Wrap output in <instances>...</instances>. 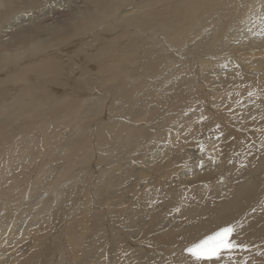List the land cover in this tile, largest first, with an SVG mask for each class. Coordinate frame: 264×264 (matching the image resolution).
I'll return each mask as SVG.
<instances>
[{
	"label": "bare ground",
	"instance_id": "1",
	"mask_svg": "<svg viewBox=\"0 0 264 264\" xmlns=\"http://www.w3.org/2000/svg\"><path fill=\"white\" fill-rule=\"evenodd\" d=\"M55 1L0 0V47L5 51L12 42L13 36L6 37L5 32L12 31L9 29L14 15L28 16L41 28L32 35L48 40L47 34L54 33L52 38L56 40L60 25L89 10L90 0L60 16ZM169 4V8L192 6L186 14L176 17L177 22L167 29L166 37L162 30L140 44L151 57L138 69L139 83L130 85L131 89L118 88L114 80L104 84L117 86L126 98L140 95V99L115 105L113 100L109 103L113 97L106 95L83 100L77 106L78 116L87 119L82 124L94 127L95 122L99 126L98 135L92 128L85 134V138L93 140L72 137L64 149L56 152L57 156L48 155L56 133L62 129L58 123L68 119L65 127L69 125L71 129L79 124L74 119L77 114L71 117L74 105L59 108L53 113L55 129L44 131L34 142L33 129L47 127L46 121L34 118L41 99H26L22 104L23 113L18 117L32 118L28 126L20 125L27 127L22 133L9 131L13 121L0 124V214L6 209L5 216H0V264H51L50 255L57 249L61 251L63 244L68 247L64 254L70 253L71 258H65L69 264H264V23L258 25L264 16V0H203L200 4L170 0ZM111 6L110 0L102 1L97 4V11L101 13ZM18 9L23 10L13 14ZM148 19L141 17L142 22ZM30 26L32 23H26L13 32ZM110 45L108 42L107 51ZM54 51L52 61L42 65L52 80L62 69L57 62L59 57L63 60L61 53L68 56L65 50ZM180 54L184 58L179 59ZM75 62L85 72L79 58ZM197 62L198 72L194 67ZM11 63L5 54L1 55L0 71L4 65L3 70L11 72ZM164 68L177 71L170 74L172 80L176 78L175 86L166 90L162 89L168 83V77L163 78ZM216 70L222 71L214 75L220 84L206 87L207 78ZM158 73L163 81L150 82ZM21 74L25 77V73ZM196 81L204 85L198 84V94L190 97L189 88H194ZM26 84L17 96L22 94L25 98L34 92V86ZM183 88L189 92L183 93ZM174 91L177 96H169ZM2 95L5 93L0 91ZM176 98L179 104L173 102ZM186 99L192 103L207 99V109L202 108L205 133H180L184 128L178 131L186 122L181 117V111L185 114L188 109ZM175 119L178 121L170 128ZM198 134L206 139V145L198 143L203 138H192ZM44 142L46 157L39 161L38 148ZM194 149L198 150L196 154ZM20 161L26 162V167H22L28 180L5 185L4 179L14 177L8 175L7 169ZM204 165L206 169L191 171ZM138 167L140 171L135 172ZM157 170L162 172L156 173ZM185 170L188 172L182 175ZM174 178L177 184L168 186ZM32 190L38 191L36 197L31 196ZM40 196L44 199L39 200ZM37 203L41 205L40 215L48 213L52 222L45 224L38 218L30 227L32 214L28 215ZM24 208L30 212H26V222H19V210ZM225 226L233 227V239L240 245L229 257L197 262L185 251ZM54 227L58 234L65 233L66 239L59 241L56 235L54 243H47L51 236L47 233ZM86 237L88 241L82 240ZM80 256L85 257L75 262Z\"/></svg>",
	"mask_w": 264,
	"mask_h": 264
},
{
	"label": "rangeland",
	"instance_id": "2",
	"mask_svg": "<svg viewBox=\"0 0 264 264\" xmlns=\"http://www.w3.org/2000/svg\"><path fill=\"white\" fill-rule=\"evenodd\" d=\"M84 1H88V0H56L55 6L56 7L58 6L59 13L61 16L64 13H68V10L75 9V8L72 9V7L82 4ZM102 1H106V0H90V2L88 3L89 10L85 11L81 17H77V18L71 17L68 20L70 22V25H67L68 21L60 25V37L56 40H53L52 38L54 33L47 34L48 40H43V37H37V35H32L34 33V30L38 28L34 25V22H31V19L28 16L14 15L15 21L12 23L11 28L9 29L10 31L11 30L12 31L10 33L5 32L6 37L10 35L13 36L12 42L6 46L5 51L2 48V46L0 47V56L5 54L6 58L11 59L12 61L10 66L11 72H9L6 69L3 70L4 65H2L1 67L2 70L0 71V78L2 79V81L0 82H2L3 85L0 86L1 89L0 91H3L5 93V96L4 95L0 96V124H5L10 121H13L15 124L11 125V127L9 128L10 132L22 133L23 128L27 129V127H21V126L24 125L28 126L30 124V121L32 120V118H27L25 116L24 118L18 117L20 114L23 113L22 104H25L26 99H41L39 105L41 104L42 105L37 106L36 109L37 114L34 115V118L36 120L46 121L47 127L45 129H33V131L35 132L31 137L34 138L33 140L36 143L38 142L37 140L39 139V136L40 135L42 136L43 135L42 133L44 131H53L57 126L55 125L56 120H54L55 116L53 115V113L59 108L64 110L66 107L74 105L73 107L74 109H72L71 111L73 112L71 117H73V115L77 114L78 110L76 109L79 108V107L77 108V106H79L83 102V100L86 99L94 100L96 98H103L106 95H109V97L110 96L113 97L112 99H109L108 97L109 103H111V101L113 100L115 105L121 103L126 104L127 102L129 103L127 99H131V98L140 99V95L132 96L131 98H126V96L122 95L120 93V90H118V88L124 89L125 87L131 89L132 85L139 83L141 74L139 73L138 69L140 68V65L144 63H148L149 62L148 60L151 57L150 54H148V52L147 53L143 52V48L140 46V44L148 41L151 38V36L154 34L159 35V32H161L162 30L164 31V36L166 37L167 35L165 34L166 31H168L167 29H169L174 24H176L177 22L175 21L176 17L181 13L186 14L187 10L192 6L190 5L187 8H181V7L169 8L170 0H110L112 5L111 8L99 13L97 11V4L102 3ZM191 1L192 3L194 2L196 4L203 3V0H191ZM20 10L23 9H18L13 14L21 12ZM47 13L49 14V12ZM0 16H1V12H0ZM141 17H148L149 19L142 22ZM209 17L210 14H208L206 20ZM261 17H263L260 18V21L262 22H259L258 25L264 23V16L262 15ZM29 22L32 23V26L28 27V29L24 31L17 30L13 32V30L16 29L17 27ZM108 42L111 43L110 51H107L106 49ZM44 46L48 48L44 49ZM53 46L55 48H52ZM146 47L149 48V43L146 45ZM58 48L60 52H64L63 50H65V53L67 52L68 56L66 54L61 53L60 56L65 61L61 60V58L59 57L57 62L62 69L60 73L56 76V78L52 80L50 78V73L47 74L45 68L42 65L45 62L50 61L51 59L54 58V56L56 55V51L54 50ZM192 56L190 57V60L191 58H193ZM67 57L70 60H68ZM76 58H79L82 67H86L85 72L80 71L79 69L80 65H77V63L75 62ZM178 58L179 59L184 58V55L180 54ZM188 58L189 56L186 57L185 59L188 60ZM190 60L189 63H191ZM198 64L199 62H197L194 66L196 67L195 71H197ZM126 69L129 70L128 74L123 73L125 72L124 70ZM167 69L168 68H164L163 70L164 71L163 78L168 77L167 79L168 83L166 81L165 82L166 85L165 84L164 86L162 85L163 86L162 89H165L167 87L168 89H170L175 86L176 78L172 80L171 78L173 77L171 75L170 78V74L173 73L176 74L177 71L173 72L172 70L168 71ZM208 69L209 68L204 69L199 77L200 78L204 77ZM221 72L222 71L216 70L215 72L211 73L210 77L207 78L206 84L208 86L206 87H212L214 84H220L219 83L220 81L214 78V75L218 73L220 74ZM21 73H25V77ZM159 74L160 73L156 74V76L158 77L153 79L151 78L149 79V81L152 83L156 81L157 83L163 81V78H160ZM129 76H132V78L134 77V79L130 80ZM195 76L196 78L198 77L197 75ZM158 78L160 79L159 81ZM8 79H10L9 83H8ZM26 80H29L30 82L26 84L25 82ZM107 80H114L120 87L118 86V88H116L117 86H115L114 88V85L111 84L109 86L104 85ZM25 84L26 86L27 85L34 86V92L25 98L21 96L22 95L21 93L20 96H17L20 90H23L22 88L23 86H25ZM198 84L200 83L196 81L194 84L195 89L189 88L190 92L188 91V89H184V88L181 91L183 93L184 91L189 92L188 93L190 94L189 96L194 97L198 94L197 91H195ZM200 85H204V84H200ZM111 86L113 87V89L112 88L110 89ZM116 89L117 91H119V93L116 91ZM202 89L205 91L204 87ZM93 91L96 93H94ZM181 91H179L178 94ZM99 92L101 93L99 94ZM184 95H187V93ZM169 96L175 97L177 96V92L176 91L171 92ZM213 100L216 101V99ZM178 101L179 99L176 98L174 99L173 102L175 104H179L180 101L179 102ZM197 101L198 102L192 103L190 99H186L185 104L188 105V109L185 112V114L184 112L181 111V117H185L186 122L184 121L185 122L184 127L183 126L179 127L178 131L184 128L180 133L190 132L191 134V132H193L194 130H198L200 133L206 132L205 130L206 124H204L205 115L203 113L204 111L202 108L207 109V99L205 100L201 99L200 101L197 99ZM216 102H218V100ZM171 105L174 106L173 104ZM125 106L126 107L123 108L124 111L127 110V105ZM185 108L186 107L184 106L182 107V109ZM208 111L210 113L213 112V110L211 109H208ZM80 112H82V110H80ZM215 113H218V111H216ZM74 119L75 122H77L76 125L77 124L79 125L73 127V129H71L69 125L68 126L66 125L65 127V123L67 122L68 119H63V121H65L64 123L61 122L58 123V125L60 124V127H62V129L60 133H56L54 137L56 141L53 140L54 146H52L51 149L48 151V155L50 154L51 157L57 156L56 152H58L59 149H64L65 148L64 145L69 143V141L75 137H81L83 140L86 141H89L90 139L93 140L94 138L93 139L85 138V134L87 133L89 128H92V130H94V133L98 135L99 126L95 122H93L94 127L88 126L87 123L85 125L82 124L87 119L81 117V114H79V116L78 114L77 116H74ZM177 121L178 119L172 121L170 124V128L173 127V125ZM35 133H37L38 135ZM66 133L67 136L65 137ZM56 136L58 137L56 138ZM196 137L203 138L198 140L199 145L200 143L201 144L204 143L206 145V139H204L202 134L192 136V138H196ZM60 138L61 141L59 140ZM93 145L95 146V143L90 144V147L92 146L91 151H94ZM45 147L47 146L44 142L42 148H38V155L41 156L39 157L37 155V159L39 161H42V159L46 157L44 156L47 150V148ZM197 151H198L197 149H194V154H196ZM137 153L138 151L135 153V156L138 155ZM202 155H205V152H202ZM93 157L95 156L93 155L92 158ZM2 158H3V152L2 150H0V160H2ZM194 159L196 160V157ZM38 160L37 163H39ZM25 163H26L25 161H20L15 166H12L11 168L7 169L8 175L13 174L14 177L13 178L11 177V180L13 179V181L4 179L5 185H7L8 182L16 183L19 182L20 180H24V181L28 180V175L25 173L23 168L26 167ZM137 164L140 166V163ZM206 168H207L206 165H204L201 168H195L192 169L191 171L194 173L200 171V169H206ZM36 169H38V165L36 166ZM129 169L132 170L133 168L130 167ZM217 169L219 170L220 168ZM137 171H140V167H138V169L135 172ZM161 172H162L161 170L156 171V173H161ZM187 172L188 170L183 171L182 175H185ZM51 176L52 175L48 176L49 181L51 179ZM155 180L156 179L152 181L154 182ZM197 180L198 179H196V181ZM173 182L174 183L169 182L167 185L169 186L171 184H177L176 178H174ZM172 189H174V185H172ZM210 191L213 192V190ZM33 192L34 194H32L31 192V196L33 195V197H36L35 195L38 191L37 192L33 191ZM46 196L47 194H44V197ZM38 199L42 200L44 198L43 196L42 197L40 196ZM35 201L32 202V205L33 203H35ZM37 205L35 206V208L33 207V209L31 210L32 212L28 215V217H30V215L32 214V218H30L32 222L29 225L30 227L35 225V221H37L38 218H40L43 221L45 220L44 221L45 224L52 222L50 216H48V213L43 212V214L40 215L41 213L38 211V209L41 207V205L40 203H37ZM1 211L2 214H0V216L1 217L5 216L4 214L6 209H3ZM19 212L20 213L22 212L21 213L22 215L20 214L18 218L20 219L19 222H23V221L26 222L25 220L26 214L30 211L24 208V210L20 209ZM56 230L57 228L54 227L49 233H47V234L51 233L50 238L47 239V243L49 240H52V243H54V241L56 240L55 238L56 235H59V241L61 239H66L65 233L58 234ZM17 234L18 233H16V235ZM14 239L15 237H13V240ZM82 240L88 241L89 237H86ZM66 246L67 244H63L62 246L63 249L61 251L57 249V252L54 251V254L50 255L51 264H58V263L69 264L67 263L65 258L66 259L71 258L70 253L66 252V254H64L65 253L64 251H67L66 249L68 248ZM53 247H55L54 244ZM84 257L85 256H80L74 261L78 263Z\"/></svg>",
	"mask_w": 264,
	"mask_h": 264
},
{
	"label": "snow or ice",
	"instance_id": "3",
	"mask_svg": "<svg viewBox=\"0 0 264 264\" xmlns=\"http://www.w3.org/2000/svg\"><path fill=\"white\" fill-rule=\"evenodd\" d=\"M234 229L225 226L188 247L185 251L197 262L219 261L229 257L233 250L240 247L233 239Z\"/></svg>",
	"mask_w": 264,
	"mask_h": 264
},
{
	"label": "water",
	"instance_id": "4",
	"mask_svg": "<svg viewBox=\"0 0 264 264\" xmlns=\"http://www.w3.org/2000/svg\"><path fill=\"white\" fill-rule=\"evenodd\" d=\"M218 230H219V229H218ZM215 232H216V231H215ZM213 233H214V232H213ZM213 233H211L210 235H212ZM207 236H209V235H207ZM207 236H205V237H207ZM205 237H203L202 239H204ZM202 239H200V240H202ZM200 240H199V241H200ZM199 241H197V242H199ZM197 242H196V243H197ZM189 247H190V246H189Z\"/></svg>",
	"mask_w": 264,
	"mask_h": 264
}]
</instances>
